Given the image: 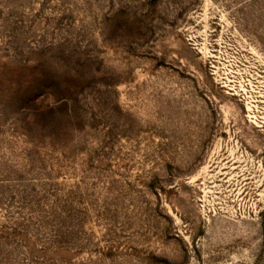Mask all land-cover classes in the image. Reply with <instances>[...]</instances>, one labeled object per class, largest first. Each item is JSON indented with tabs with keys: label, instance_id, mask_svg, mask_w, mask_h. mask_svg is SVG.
<instances>
[{
	"label": "rangeland",
	"instance_id": "rangeland-1",
	"mask_svg": "<svg viewBox=\"0 0 264 264\" xmlns=\"http://www.w3.org/2000/svg\"><path fill=\"white\" fill-rule=\"evenodd\" d=\"M0 264H264V0H0Z\"/></svg>",
	"mask_w": 264,
	"mask_h": 264
}]
</instances>
